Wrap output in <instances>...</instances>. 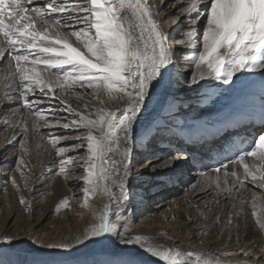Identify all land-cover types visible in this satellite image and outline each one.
I'll return each instance as SVG.
<instances>
[{
	"label": "bare ground",
	"instance_id": "bare-ground-1",
	"mask_svg": "<svg viewBox=\"0 0 264 264\" xmlns=\"http://www.w3.org/2000/svg\"><path fill=\"white\" fill-rule=\"evenodd\" d=\"M40 1L39 7L45 3V0ZM149 4L154 12L159 13L154 15V19L159 23L161 30L168 35L171 32L170 35L173 37L172 48L176 53H180L181 60L178 63L174 60L167 70L164 81L155 88H150V94L145 100L146 108L137 118V137L134 143H130L132 152L131 172L126 182L129 189L127 205L125 207L115 206L114 201H111L109 196L102 192L89 197L90 207L96 214H99L105 205L113 204L111 222L119 225V231L121 232H124V227L127 224L125 216L129 211L134 210L135 206L142 203L141 194L143 190L144 192L148 191L146 192L149 194L148 198L152 199L170 194V192L174 193L176 189L171 187V184L175 180L183 186L187 185L188 180L182 175L184 168L181 165L187 166L188 163L186 162L192 155L184 153L183 157V151L179 146H184L191 154L192 152L198 156L202 154H199L197 150L194 151V148L187 144L186 135L188 134L184 133L185 130L194 132L192 143H196L203 148H210L214 143H217L215 138L220 136L222 132H226L234 123L246 120L244 116L250 107L264 109V73L260 71L238 73L230 84H222L212 78H205L193 83L191 76L198 71L192 63L196 49H190L176 43V41L185 38L186 30L189 28L186 19L188 14L185 12L186 0H149ZM206 4L207 0H204V5H201V7H204L205 10L200 13L202 15H199L197 24L194 26L196 32L193 43L201 51L202 45L199 41L202 39V32L206 24ZM51 15L66 19V15L62 13H52ZM80 15L84 14L80 13ZM200 16H203V19ZM83 27H86V25L72 24L74 29ZM63 31L67 32L69 29L65 28ZM68 42L79 50L86 51L83 45L76 41L75 37L69 36ZM180 63L183 69L181 68L180 73H176L177 65ZM15 67L16 62L14 60L10 58L0 59V116L3 115V119L0 121V175L3 176L0 177V181L2 180L0 182V197L4 195L2 200L0 199V235H11L10 229L12 227L8 225L9 216H15L16 221L25 219L28 229L43 226L42 222L44 220L47 221V219L52 218V214H50L52 204L70 198L71 188L78 187L79 196L75 199L74 207L79 212L86 214L89 220L79 223L80 227L71 229V236L63 241L74 243V238L94 223L92 211L89 208L81 207L84 202V188L86 187L83 183V175L86 173L87 168V165L82 162L86 158L88 159L90 154L87 152L86 147L70 148L69 151L64 153V157L70 156L75 157V159L80 157L81 161L72 165V167L74 166V173H69L67 176L57 174L59 161L62 157L56 155L55 149L51 146L53 138L49 137L54 134L56 137L65 135L70 137L68 140H57L56 147L59 148L68 146V144L84 142L87 130L76 129L75 133L71 134V132L62 131L64 128L60 126V123L54 122H50L47 127H35V125H42L38 122L21 125L19 122L25 112L22 111L23 106L16 108L20 101L3 99L6 91L12 92V89L8 86L14 83L13 73ZM42 67L40 66V68ZM40 68H37V70L40 71ZM64 70H71V66H64L50 71L62 73ZM42 75H47V73H42ZM15 82L18 83V78ZM81 88L79 85H72L71 88L66 86L63 91L56 88L55 95L50 93L49 97L42 99L49 102L48 105L60 104L68 114L70 113L66 110L65 105L72 106L74 103H78L81 98L85 100L84 105L90 103L94 109L102 108L105 111H115L117 115L120 114L118 110L123 109L128 103L127 98L123 100L108 99L103 93L100 94V99H103L104 103H100L93 90H90V94L85 95L82 90H79ZM77 89L79 91H76ZM36 91L39 92V89ZM67 93H70V96L67 95L66 99L63 98ZM83 95L85 97H82ZM114 95L120 96V94ZM29 98L31 100L32 96L29 95ZM184 98L190 99L183 100ZM61 100L65 103L62 104ZM89 118L95 119L96 117L92 114ZM24 126L27 127V131H25ZM93 134L97 133L94 132ZM157 141H159L158 145H156ZM178 142H181V144H178ZM84 143L86 144V142ZM155 146L159 147V150H155L153 153L152 148ZM22 147L24 148L23 151L21 150ZM24 154L31 158L30 169L20 170L18 168L15 173L7 171ZM109 156L113 160L121 159L119 153H109ZM143 157H147L146 160L150 159L151 161L149 160L150 163L146 161V164L139 167L137 161ZM173 157L176 158L173 159ZM182 157L184 159L181 160ZM246 160L250 166L253 164V158L248 157ZM255 164L260 166L261 162L255 161ZM153 165L161 166L153 167ZM231 170H236L238 175L241 176L244 171L239 164L229 163L228 171ZM252 171L255 172V168H252ZM205 173H207L206 176L195 173L198 176L197 182L188 185L189 187H186V192L182 197H176L170 202L167 201L153 208L150 217L139 222L146 229H140V231H133L125 235L128 237H143L149 243L165 248L178 249L184 252H197L211 258L218 264H242V262L243 264H264V229L256 222L261 210L264 209V188L256 185V181L253 182L249 177L244 180L246 188L238 190L239 183H233L236 178L231 175L225 177L223 169L220 173L213 170ZM53 177L54 180L49 181ZM168 177H170L169 180H167ZM217 178H219L220 187L224 188L223 190L219 189L216 195V191L211 189L207 194L201 193V191L208 190V188L216 185ZM13 179L16 181L15 185L12 183ZM225 180H227V184H225ZM257 182L264 183L260 180H257ZM104 183L107 184L108 181ZM23 184L26 186L25 190H23ZM226 188H230L231 192L226 191ZM233 188L237 190L235 189L234 192ZM46 191V194L43 193ZM112 191L119 193L118 188H113ZM240 191H242V194H240ZM18 192L22 193L19 194ZM210 193H212L211 196L208 195ZM42 194H45V201L44 205L40 207L34 200ZM21 197L25 200L23 205L28 207V209H25L26 214H23L16 204ZM196 200H200L199 203H196ZM254 203L255 209L253 208ZM160 205H168V207L158 216L157 211L161 207ZM141 210H145V207ZM253 210L257 212V216L252 215ZM39 211H41L40 216L32 218L31 215L34 216ZM167 216L174 220L171 219V222H166ZM189 216L191 220L188 219ZM216 216L220 218L219 223L214 222ZM229 217L232 218V224H227ZM63 219L69 222V218L65 216ZM22 232V235L26 237L28 230ZM205 232V237H199V234ZM230 239L236 242L233 243V246L229 245ZM245 250L249 254L245 255ZM6 251L7 253L10 252V250ZM70 252L72 261H77L76 264H121L122 261L129 258H134L135 264H162L158 258H154L141 250L140 245L121 243L120 237L117 235H106L101 242H85L78 246L74 245ZM103 253L106 255H103ZM12 256L15 259V264H23V261L27 258L22 245H19L17 250L13 251ZM66 257V255L58 256L56 264H61L59 260H65Z\"/></svg>",
	"mask_w": 264,
	"mask_h": 264
},
{
	"label": "snow or ice",
	"instance_id": "snow-or-ice-1",
	"mask_svg": "<svg viewBox=\"0 0 264 264\" xmlns=\"http://www.w3.org/2000/svg\"><path fill=\"white\" fill-rule=\"evenodd\" d=\"M32 2L0 0V59L10 58L16 62L14 83L8 86L12 92L6 91L3 99L20 101L16 108L23 106L30 114L44 120V124L35 127H47L49 121L33 105L43 103L42 98L49 97L50 93L55 95L56 88L63 91L66 86L79 85L93 89L100 103H104L100 99L101 93L108 99L127 98L128 101L123 109L118 110L119 115L115 111L94 109L90 115L94 114L95 119L65 105L66 110L79 119L63 122L60 126L87 130L86 150L90 155L87 175L83 180L86 187L81 207L92 211L94 223L75 237L74 243H50L45 247L70 252L74 245L101 242L106 235H117L121 243L140 245L141 250L158 258L162 264H218L197 252L165 248L139 236L128 237L125 235L128 231L126 226L121 232L120 226L111 222L113 204L105 205L99 214L89 204L90 195L95 196L100 192L108 195L117 207H125L129 200L126 182L131 172L130 143H134L137 137V118L146 108L145 100L150 88L164 81L169 66L177 58V53L170 46L169 35L161 30L154 19V15L159 13L154 12L149 0H45L40 7L30 8L28 5ZM201 5H204V0H186L189 28L185 38L176 41L196 49L192 63L198 71L192 74V82L212 78L222 84H230L238 73H264V0H207L206 24L199 41L202 51L193 43L194 26L199 14L205 10ZM52 13L65 14L66 19L52 16ZM73 23L86 27L74 29ZM65 28L69 31H63ZM69 36L75 37L86 51L69 43ZM64 66H71V70L62 73L50 71ZM17 78L18 83L15 82ZM117 93L121 95L115 96ZM29 95L32 96L31 100ZM60 102L65 103L63 100ZM21 125H24L23 120ZM94 132L97 134L94 135ZM60 139L68 140L70 137L65 135L51 140L56 155L62 157L57 174L67 176L66 169L74 158L64 157V153L70 148H83L85 143L81 141L57 148L56 143ZM109 153H119L121 159L113 160ZM248 157L253 158L251 166L246 160ZM227 159L230 164H239L243 168L242 176L236 170L229 172L228 164L223 161L213 171L220 173L223 169L225 177H235L233 183L238 182L241 187L249 177L253 182L264 181V135H259L248 148L239 150ZM255 161L261 162L260 166ZM252 168H255V172ZM201 175L206 176L207 173L202 172ZM105 181L108 183L105 184ZM12 183L15 185V179ZM216 186L220 187L219 178ZM259 186L264 188V183ZM113 188H118L119 193L113 192ZM225 190L231 192L230 188ZM19 202L25 204L24 198L21 197ZM68 204L67 199L61 200L57 211ZM252 215L257 216V212L253 210ZM188 219L191 220V217ZM214 222H220L219 216L215 217ZM256 222L264 229V209ZM232 223L229 217L227 224ZM14 240L12 235H0V246H11ZM244 254L249 252L245 250ZM121 264H135V260L129 258Z\"/></svg>",
	"mask_w": 264,
	"mask_h": 264
},
{
	"label": "rangeland",
	"instance_id": "rangeland-1",
	"mask_svg": "<svg viewBox=\"0 0 264 264\" xmlns=\"http://www.w3.org/2000/svg\"><path fill=\"white\" fill-rule=\"evenodd\" d=\"M199 15H202V14H199ZM200 18L203 19V16H200ZM93 32H94V30H93ZM170 34H171V32L169 33V37H170V45L172 47V43L171 42H172V38L173 37H171L172 35H170ZM193 40H195V39H193ZM180 60H181L180 53H177V58L175 59V61L178 63V61L180 62ZM177 67H178V69H177L176 73H178V72L180 73L181 68L183 69L182 64L181 63L178 64ZM79 90H82L85 95H88V94H90L89 93L90 90L92 91L93 89L85 87V88H81ZM79 90L77 89L76 91H79ZM72 92H75V91H72ZM77 93H79V92H77ZM69 94L70 93H67L66 96H63V94H62V96H63V98L66 99L67 95L70 96ZM117 94H119V93H117ZM82 97H85V96L83 95ZM185 99L189 100L190 98H184L183 100H185ZM80 101L78 103H74V105H72L71 107L74 109V111H76V112L78 111V113H81L84 116H90V113L93 112L92 110H94V108L91 106L90 103L87 104V102H86L87 107L89 106L86 109L85 105H84V101L85 100L83 98H81ZM47 103L49 104V102H46L44 100L43 103L37 104V105H33V107L40 109L41 112L46 117V119H48L49 123L50 122H54V123H58L59 122L61 124V122L62 123L66 122V121L70 122L72 120H78L79 119L76 116H69L70 114L66 113L65 110H64V107L61 106L60 104L55 103L56 105H48ZM22 111L25 112L24 113L25 115H23L21 117V120L25 121L24 124H28V123L32 124V122L33 123H37L38 122V123L44 124V120H39L35 115L30 114L27 109L25 110V108H22ZM27 113H28V115H27ZM2 119H3V115L0 116V121ZM15 119H16V116H15ZM21 120L19 122L20 124H21ZM75 130H76L75 128H70V129H64L62 131L68 132V133L71 132V134H74ZM94 135H96V134H94ZM49 138H53L54 139V138H57V137L54 134V135H51V137H49ZM46 141L48 142L49 140H46ZM84 142H86L85 139H84ZM158 144H159V141H157L156 145H158ZM69 145H72V144H68V146ZM51 146H52V144H51ZM85 147H86V144H85ZM23 149L24 148L22 147L21 150L23 151ZM155 150H159V147L155 146L154 148H152V152L153 153H154ZM182 156H184V155L182 154ZM30 159L31 158L27 154H24L19 160L17 159L15 164L12 165L11 168L7 169V171L9 170V172H14L15 173V172H17L18 168L20 170L30 169L29 168V164L31 163ZM146 159H147V157H143L141 160H138L137 161V165L140 167V166L146 164L147 163L146 161L150 160V159H148V160H146ZM182 159H183V157L181 158V160ZM80 161H81L80 157H76V159L74 157L73 161L68 165V167L66 169V171H68V174L69 173L70 174L74 173L73 172V167L74 166L72 167V165H75V163H78ZM21 163H23V164H21ZM82 163L87 165L88 164V159L86 158ZM21 165H23V166H21ZM10 170H12V171H10ZM183 171L185 173V176L189 177L187 185L186 186L177 185L176 182H174V183L172 182L173 185L171 184V187H174L176 189V191H174V193L170 192V194L168 193V194H166L164 196H161V197H158V198L156 197V198L149 199L148 198L149 194L146 193L148 191L144 192V190H143V193L141 194L142 203L139 206L138 205L135 206L133 208L134 210L129 211V213L125 216L127 218L126 227L128 229V231L125 234H129V233H132L133 231H140V229H144L145 227H142L143 225H141L139 222L144 220V219L149 218L150 217L149 215L153 212L152 211L153 208H156V207L159 206V204H164L167 201L170 202L173 199H175L176 197H182L185 194V192H186V187H189L188 185L194 184V183L197 182L198 176L191 175L192 171L189 168H187V169H185ZM86 173L83 175V178H85V176L87 175ZM0 177L2 178L3 176L0 175ZM169 179H170V177L167 178V180H169ZM210 179H212V178H210ZM52 180H54V177L51 178L49 181H52ZM255 184L256 185H260V183L257 182V181L255 182ZM243 188H246L245 185H244V187L239 186L238 190H242ZM25 189H26V186H24V184H23V190H25ZM210 189L216 191V193H215V195H216V194H218V190L219 189L223 190L224 188H221V187L217 188V186L214 185V186L208 188L209 191L205 189V190L201 191V193L207 194V193L210 192ZM235 189L236 188H233L234 192L237 190V189L236 190ZM253 190H255V189H253ZM214 191H213V193H214ZM241 192L242 191H240V194H242ZM257 192H259V191H257ZM21 193H19V194H21ZM43 193L46 194L47 191L43 192ZM70 193H71V197L67 199L68 202H69L67 207L61 208V209H59V211H57V206H58V204H59V202L61 200H59V201H57V202L52 204V206H51L52 212H50V214H52V218L51 219H47V221L44 220V222H42L44 227L41 226L42 225V223H41L40 224L41 227L28 229L25 219H18L16 221L17 218L15 216H9L10 220H8V225L12 227V228L10 227L11 228L10 229V233H11V235L13 237H15V240H14V243L11 246H9V245L8 246H3V245L0 246V264H11V263L15 264V259L12 256V253H13V251L17 250L19 245H22L23 252L26 253V255H27L26 256L27 258L23 261V264H37V262H41V264H53V262H54V264H56L57 263L56 260H58L57 259L58 256H63V255H66L67 257H66L65 260H59L61 262V264H76L77 261H75V260L72 261V258H71L72 256L70 255L71 252H64V251H60V250H52V249H49V248L45 247V245L50 244V243L63 242L65 240V238H67L68 236H71V234H70V230L71 229H76L77 227H80L78 225L79 223L87 222L89 220L87 218L86 214H84L82 212H79L78 210H76V207H74L75 206V202H76L75 199L79 196L78 195L79 194L78 187H72ZM45 194L44 195L43 194L40 195V197H38L37 199L34 200L35 202L38 203V205L40 207H42V205H44L43 203L45 201ZM208 195L211 196L212 193H210ZM3 197H4V195L2 197H0V199L2 200ZM19 201L16 202L17 207H18V209L22 210V213L24 214L25 211H26L25 209H28V207H25V205L21 204ZM145 201H147V202L145 203ZM199 201L200 200H196V203H199ZM160 206L161 207L157 211V215L158 216L161 213H163L168 207V205H160ZM144 207H145V210H141ZM40 213H41V211L36 213L34 216L33 215H31V216H32V218H38L40 216ZM195 214L197 215V213H195ZM64 216L69 218V222H67L65 219H63ZM168 217L169 216H167L166 218H168ZM171 219L172 218H168L166 220V222H169V221L171 222ZM172 220H174V219H172ZM0 221H1V219H0ZM48 221H50V222H48ZM12 224H13V226H12ZM26 229L28 230V233H27V236L24 237L22 235V233H23L22 231H24ZM200 230H203V229H200ZM205 234H206V232L205 233H201V234H199V237L203 238V237H205ZM33 241H35V243H33ZM229 243H230L229 245L233 246V243H236V242L233 239H230ZM6 250H10V252L7 253ZM256 250L258 251L259 249L257 248ZM62 253H64V254H62ZM122 254H124V252H122ZM29 255H30V257H29ZM103 255H106V254L103 253ZM116 256H120V255H116ZM102 264H105V263H102ZM115 264H119V263H115Z\"/></svg>",
	"mask_w": 264,
	"mask_h": 264
}]
</instances>
